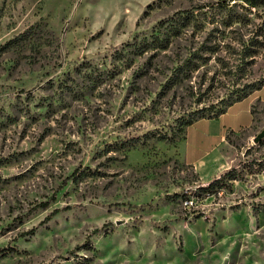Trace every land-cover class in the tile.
<instances>
[{
	"label": "rangeland",
	"instance_id": "rangeland-1",
	"mask_svg": "<svg viewBox=\"0 0 264 264\" xmlns=\"http://www.w3.org/2000/svg\"><path fill=\"white\" fill-rule=\"evenodd\" d=\"M263 85L264 0H0V264H264V101L182 155Z\"/></svg>",
	"mask_w": 264,
	"mask_h": 264
},
{
	"label": "crops",
	"instance_id": "crops-1",
	"mask_svg": "<svg viewBox=\"0 0 264 264\" xmlns=\"http://www.w3.org/2000/svg\"><path fill=\"white\" fill-rule=\"evenodd\" d=\"M258 100L264 101V85L234 102L218 117L202 118L187 126L185 139L189 140L182 152L183 158L206 182L219 177L228 164L229 135L239 134L254 125V106Z\"/></svg>",
	"mask_w": 264,
	"mask_h": 264
},
{
	"label": "trees",
	"instance_id": "trees-1",
	"mask_svg": "<svg viewBox=\"0 0 264 264\" xmlns=\"http://www.w3.org/2000/svg\"><path fill=\"white\" fill-rule=\"evenodd\" d=\"M224 1H226V0H221V2H224ZM247 96L248 95L244 93V95H242V97L234 100L230 105H232L234 102L239 101V100H241V99H243V98H245ZM224 112H226V110H222L221 109V110H218V111L214 112L213 115H209V116L202 115V116H199L197 118H193V119H191V120H189L187 122V126L193 124L195 121H197L199 119H202V118H214V117H218L219 115H221ZM231 172H232V170L229 171V172H227V173H223L221 176H219L216 179H214L213 181H211L209 183V186L204 187V188L207 189V188H211V187H214V186L218 185L227 176V174H230V176H231L230 179L235 178V176Z\"/></svg>",
	"mask_w": 264,
	"mask_h": 264
},
{
	"label": "water",
	"instance_id": "water-1",
	"mask_svg": "<svg viewBox=\"0 0 264 264\" xmlns=\"http://www.w3.org/2000/svg\"><path fill=\"white\" fill-rule=\"evenodd\" d=\"M264 137V130L259 132L255 137H254V142L258 143L260 140Z\"/></svg>",
	"mask_w": 264,
	"mask_h": 264
}]
</instances>
